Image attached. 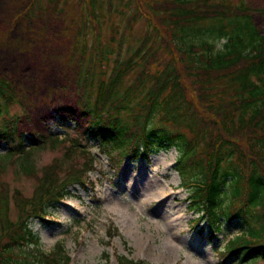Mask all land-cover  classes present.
<instances>
[{"label":"trees","instance_id":"obj_1","mask_svg":"<svg viewBox=\"0 0 264 264\" xmlns=\"http://www.w3.org/2000/svg\"><path fill=\"white\" fill-rule=\"evenodd\" d=\"M37 1L30 5L32 12ZM81 1L68 61L79 59L75 86L80 115L88 120L84 135L96 139L117 167L125 158L147 160L174 148L180 184L189 191L187 209L201 213L198 222L205 220L212 235L223 230V223L240 222L220 253L225 262L264 260V36L250 20L254 11L242 1L119 0L130 12L125 29L142 19L146 31L126 58H120L119 49L107 73L102 63L108 65L114 52L112 44L105 52L99 44L102 3ZM89 29L92 45L86 40ZM110 31L112 42L113 23ZM221 39L226 43L219 50L215 41ZM14 104L23 108L14 83L0 76V143L13 145L0 161L17 156L11 162L17 163L16 176L35 180L25 197L0 179V264H69L60 244L50 253L37 250L33 263L18 262L15 251L38 244L33 219L69 194V186L88 183L94 163L88 139L82 143L83 136L72 130L74 138L33 137L24 150L20 117L1 106ZM47 148H59L61 155L39 170L32 155ZM5 169L0 163V178ZM115 232L108 228L107 235ZM104 261L110 263L107 255ZM116 262L146 264L122 255Z\"/></svg>","mask_w":264,"mask_h":264},{"label":"rangeland","instance_id":"obj_2","mask_svg":"<svg viewBox=\"0 0 264 264\" xmlns=\"http://www.w3.org/2000/svg\"><path fill=\"white\" fill-rule=\"evenodd\" d=\"M56 1L38 0L32 12L30 5L34 0H0V76L14 83L23 108L21 104L7 109L1 106L20 117L18 136L23 137L25 144L35 134H66L74 138L71 130L83 134L88 121L79 114L77 105L75 76L79 59L68 61L84 2ZM100 1L103 18H99V44L103 52L112 44L114 52L108 56V65L102 63L109 73L119 49L120 58L124 59L139 45L146 23L141 19L125 29L130 12L124 2L109 0L110 8L108 0ZM229 1L235 5L242 1L254 11L250 20L264 36V0ZM124 11L127 15L119 16ZM112 23L117 32L111 42ZM92 39L89 29L88 45L93 44ZM225 43V39L216 40V48L222 49ZM0 148L1 152L6 150L4 145ZM88 148L96 162V170L89 174L90 184L72 188L70 197L49 207L44 222H31L39 242L15 251L18 262H36L33 254L37 250L50 253L60 243L71 264H105L106 255L112 264H116V255L150 264H219L218 253L226 239L238 233L240 222L223 223V232L212 239L205 222L194 225L199 215L186 210L189 192L180 187L174 169L178 157L174 148L152 155L149 161L126 158L118 169L95 141L90 140ZM60 155L59 148L34 151L32 162L40 170ZM0 163H6L0 179L10 191L17 189L30 197L35 180L16 176L17 163H10L9 159ZM11 216L14 218L13 209ZM112 227L117 232L109 237L107 230Z\"/></svg>","mask_w":264,"mask_h":264},{"label":"bare ground","instance_id":"obj_3","mask_svg":"<svg viewBox=\"0 0 264 264\" xmlns=\"http://www.w3.org/2000/svg\"><path fill=\"white\" fill-rule=\"evenodd\" d=\"M158 194H159V193H156V196H158ZM144 245H145V246H148L146 242H144Z\"/></svg>","mask_w":264,"mask_h":264}]
</instances>
